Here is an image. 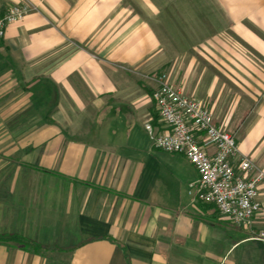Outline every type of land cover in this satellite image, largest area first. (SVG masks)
I'll return each mask as SVG.
<instances>
[{"label": "crops", "instance_id": "obj_1", "mask_svg": "<svg viewBox=\"0 0 264 264\" xmlns=\"http://www.w3.org/2000/svg\"><path fill=\"white\" fill-rule=\"evenodd\" d=\"M168 1L0 0V14L33 9L0 40V234L45 249L0 244V264H264L249 239L264 187L238 227L195 200L193 165L145 129L167 73L264 173V0ZM168 14L184 37L162 34Z\"/></svg>", "mask_w": 264, "mask_h": 264}, {"label": "built area", "instance_id": "obj_2", "mask_svg": "<svg viewBox=\"0 0 264 264\" xmlns=\"http://www.w3.org/2000/svg\"><path fill=\"white\" fill-rule=\"evenodd\" d=\"M32 10L22 3L1 13L0 40L10 25L22 22ZM153 79L158 125L145 124L153 147L182 155L193 165L198 181L190 188L196 201L214 206L238 227L251 228L261 210L258 197L264 187V173L249 157L241 155L236 138L216 125L213 112L203 101L187 97L167 73L156 74ZM249 239L264 244V229L251 231Z\"/></svg>", "mask_w": 264, "mask_h": 264}, {"label": "rangeland", "instance_id": "obj_3", "mask_svg": "<svg viewBox=\"0 0 264 264\" xmlns=\"http://www.w3.org/2000/svg\"><path fill=\"white\" fill-rule=\"evenodd\" d=\"M164 3L167 4V3H169V1L168 0H164ZM165 16L167 17L166 19L169 20V23H168L169 27L167 25H165L167 31L163 32L162 34L167 36L168 38H170L171 36L173 37L174 36L173 33L174 32L176 33L177 30H178L179 31L178 35L184 37L186 35L185 34V25H184V23H180L179 21H177V19H181V18L184 19V18L182 16H179L176 19L175 16H172V19H173V21H172V19H170V17H169V14L165 15ZM163 42L166 44L167 47H171V50H176V51H179L180 53L184 52L185 49H186L187 44L190 43V41H187L186 38H180V39H174L173 38V39H169V40L165 38V40ZM2 161L3 162L0 165V171H3V172H5L6 175H8L9 174V168H6V167L2 168V165L4 164V160H2ZM19 171H22L23 174H26V170L25 169H19ZM0 190H3V191L4 190H8V185H0ZM18 190H20V184L18 186Z\"/></svg>", "mask_w": 264, "mask_h": 264}, {"label": "trees", "instance_id": "obj_4", "mask_svg": "<svg viewBox=\"0 0 264 264\" xmlns=\"http://www.w3.org/2000/svg\"><path fill=\"white\" fill-rule=\"evenodd\" d=\"M0 244H15L25 251H33L36 253L45 250L44 247L36 241L17 234H0Z\"/></svg>", "mask_w": 264, "mask_h": 264}]
</instances>
